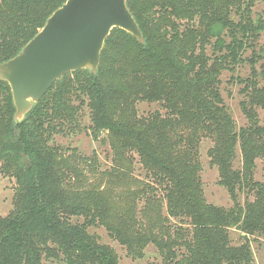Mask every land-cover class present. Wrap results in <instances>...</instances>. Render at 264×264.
Wrapping results in <instances>:
<instances>
[{
	"label": "trees",
	"instance_id": "obj_1",
	"mask_svg": "<svg viewBox=\"0 0 264 264\" xmlns=\"http://www.w3.org/2000/svg\"><path fill=\"white\" fill-rule=\"evenodd\" d=\"M66 1L0 0V63L19 54ZM257 1L127 0L144 42L114 28L98 72L65 74L21 122L11 87L0 80V172L16 183L12 209L0 214V264H119L115 250L90 232L97 225L133 257L155 244L163 260L149 264H253L249 242L232 244L230 229L264 235V181L255 179L256 161L264 162V124L256 110L264 109V67L255 69L264 59V46L255 53L264 18L252 16ZM249 48L252 77L243 102L249 124L238 128L221 95L220 74L235 71ZM140 101L159 103L165 112L140 114ZM84 107L93 134L105 133L123 169L113 165L102 174L126 178L135 152L158 187L143 183L114 203L94 184L81 187L82 165L94 163L55 144V135L81 129ZM203 138L213 142L209 154L234 208L205 199ZM237 147L241 168L234 167ZM239 192L254 199L242 206Z\"/></svg>",
	"mask_w": 264,
	"mask_h": 264
},
{
	"label": "rangeland",
	"instance_id": "obj_2",
	"mask_svg": "<svg viewBox=\"0 0 264 264\" xmlns=\"http://www.w3.org/2000/svg\"><path fill=\"white\" fill-rule=\"evenodd\" d=\"M252 16L255 20L264 18V0H258L253 7ZM264 46V32L261 33L259 39V45L256 47L255 53L260 52V48ZM211 47L208 48L209 54L211 53ZM244 61L237 66L235 71L230 69H223L220 74V90L222 98L229 109L230 114L233 116L238 128L247 126L249 124L248 117L243 108V102L247 99V79L252 77V62L246 58L252 57V49L249 48L244 54ZM264 67V59H259L255 63V69L260 72ZM258 81L263 83L262 78L259 77ZM140 114L147 115L156 110H160L163 114L165 111L159 103L140 101L137 105ZM259 121L264 124V109L256 108ZM90 112L87 107L83 108V117L81 119V129L66 130L55 135V144L64 148H70V151L76 149L75 152L78 156L85 158L86 162H93L94 167L91 169L86 165H82L83 178L81 187L88 188L89 185H96L101 190H106L109 194L110 200L114 203L123 199L127 191L137 189L141 184H151L158 187L157 183L152 179L150 174L146 172L143 165L139 162L137 153H130L132 156V165L129 167V176L119 179H110L102 173L106 170H111L113 165L115 168L123 170L122 167L116 165V161L113 153V146L109 138H106L105 133L95 137L92 132ZM105 137V138H104ZM105 139V140H104ZM213 142L210 138H203L199 147V157L201 162L200 177L202 181V187L205 199L208 203L218 207L234 208L235 201L231 197L229 190L220 183V171L218 166L212 161V157L209 154V150L212 147ZM129 154H127V157ZM126 167V163L123 164ZM122 165V166H123ZM123 166V168H124ZM242 158L240 147H237L236 158L234 161L235 168H241ZM255 179L264 181V162L261 159L256 161ZM16 183L14 180L5 178L0 172V214L5 216L13 207V196ZM157 195L162 193L160 188H156ZM238 202L242 206L245 205L246 200H253L254 197L249 194L238 193ZM120 203V202H118ZM145 204V200L142 198L138 202V211L140 212ZM163 215L168 216L166 210V204L164 206ZM172 225H180L181 222L169 217ZM184 226H187L184 224ZM91 233L99 236L102 243L110 245L117 253L119 264H149L151 262H161L162 256L155 244H149L145 249V256L142 258L133 257L129 255L128 249L118 239L113 237L107 228L103 225H97L89 228ZM230 236L232 244L240 245L249 242L253 251L254 261L253 264H264V235L263 234H246L240 229L235 227L230 229Z\"/></svg>",
	"mask_w": 264,
	"mask_h": 264
},
{
	"label": "water",
	"instance_id": "obj_3",
	"mask_svg": "<svg viewBox=\"0 0 264 264\" xmlns=\"http://www.w3.org/2000/svg\"><path fill=\"white\" fill-rule=\"evenodd\" d=\"M114 28L144 42L127 0H67L55 10L19 54L0 63V80L12 90L15 120L23 121L65 74L80 69L97 73Z\"/></svg>",
	"mask_w": 264,
	"mask_h": 264
}]
</instances>
